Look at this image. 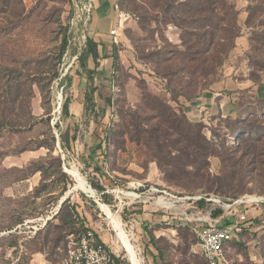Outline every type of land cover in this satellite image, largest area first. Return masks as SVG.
Masks as SVG:
<instances>
[{
    "label": "rangeland",
    "instance_id": "1",
    "mask_svg": "<svg viewBox=\"0 0 264 264\" xmlns=\"http://www.w3.org/2000/svg\"><path fill=\"white\" fill-rule=\"evenodd\" d=\"M93 1L0 0V264H65L69 249L86 230L118 259L110 264H132L115 221L131 238L142 264H207L194 229L230 222L242 230L226 249L229 264H264V87L253 97L242 95L239 112L228 119L211 115L202 121L204 134L213 141L206 151L213 152L208 166L201 162L188 167L191 173L169 172L170 158L188 160L177 148L184 141L177 145L175 136L151 137L147 130L157 124L155 115L163 108L143 94L168 99L155 93L163 80L156 71L163 73L168 63L150 54L172 56L185 50L180 28V42L166 35L175 25L165 21L179 0H124L132 19L147 23L140 33L127 32L137 61L117 62L114 84L98 90L90 80L83 96L73 78L91 73L85 30ZM260 6L264 0L253 8ZM254 23L264 30V12L257 13ZM256 46L250 57L264 62V44ZM229 55L210 76L176 75L173 85L197 94L224 75ZM176 60L179 65L181 58ZM254 72L264 85V71ZM79 97L84 109L71 114L70 104ZM174 108L183 120L180 108ZM94 141L97 145L90 147ZM47 146L61 158V166L46 160L48 188L36 198L43 175L34 170L41 163L30 164L48 154ZM72 169L86 179L87 188L77 183ZM65 184L56 203L48 192L59 195ZM67 198L77 204L79 216L62 230L57 229L59 218L43 229ZM217 209L222 213L215 216ZM7 226L13 229L4 230ZM12 242L19 246H9Z\"/></svg>",
    "mask_w": 264,
    "mask_h": 264
},
{
    "label": "trees",
    "instance_id": "2",
    "mask_svg": "<svg viewBox=\"0 0 264 264\" xmlns=\"http://www.w3.org/2000/svg\"><path fill=\"white\" fill-rule=\"evenodd\" d=\"M233 1L234 0H179L177 2L175 12L172 15L170 14L169 19H167L165 23H172L183 31L181 40L185 50H175L174 55L172 56L162 54V52L150 54L151 57L161 55L162 60L159 62L168 63L163 73H160L158 69L156 73L158 76H162L163 79H166L167 89L171 97L170 99H163L150 92L143 94L145 100L150 99L163 108L159 109L158 114L155 115V117H158L157 124L151 130H147V132L151 135V137L154 136L155 140L159 137V135H163L165 137L175 136L177 145L178 143H182V141H184V145L177 148L185 152L188 157L187 161L170 158V161L167 163V170L169 172L178 173L187 171L188 173H191V171L188 170V167L201 164V162L208 166V157L213 153L210 150L209 152H206L210 149V146H212L213 141L212 139H208L203 132L205 127L204 122H190L181 108L180 112L183 115V120H180L177 111L169 103V101H176L180 95H184L186 97L192 96L187 93V89L185 88L181 87V90L176 89L177 86L173 85L176 75L182 74L183 76H191V78L201 76L207 77L215 72V70L227 58L228 54L235 45L236 37L241 33V27L238 24L239 11ZM125 4L124 0H119V6L122 9L128 10ZM249 10L250 14L248 17V23H254L257 13L264 12V8H261V6L250 8ZM145 23L139 22L142 30L147 29V23ZM261 26H264V23H261ZM250 40L251 49L248 54L250 78L258 83L260 82L258 79L260 76L254 71L257 69L259 71H264V62L253 60L250 57V53L259 49L256 46L258 43L264 44V30L262 29L261 32H253ZM86 43L87 51L92 55L94 63L97 67L99 65V53L97 46L90 39H87ZM62 47L64 50L66 42H64ZM210 51H212V54L210 53V56L207 57L206 55ZM179 57L181 58V63L178 65L176 59ZM115 59L116 63L114 66L117 64V55H115ZM178 80L181 84L182 79ZM9 104H12V102L9 101L8 105ZM237 122L234 123V126H236ZM47 148L49 149V152L46 156H42L38 161H34L30 164L31 166L34 165V163H41L34 170L35 172H41L43 175L41 185L36 188V192L33 195L36 198L42 196V192L48 188V185L45 183V176L49 171V167L46 166V160H56L59 166H61V158L53 155L52 147L47 146ZM191 156L195 157V159L190 160L189 158ZM199 156L202 157L201 161L197 159ZM160 166L163 167L162 164ZM200 170L201 169L198 167L196 169L197 173H200ZM62 175L67 177L66 173L63 171ZM93 186L94 188L102 189L101 186ZM66 190L67 184L63 186L59 195L50 194L52 191L48 192V194L55 199L56 203H58V199L60 198L59 196H62ZM69 203L70 198L65 199V201L61 204L58 213H56L51 220L47 221L43 229L53 225L52 220L56 218H59L61 221V225H57V229L62 230L60 226L64 224L71 226L74 219L79 216V213L77 210V204ZM221 213L222 210L217 209L214 212V215L218 216ZM23 222L24 220L19 221V223ZM12 229L13 226H7L4 228V230ZM69 233L72 234L73 231L71 230ZM148 235L152 242H155L156 238L154 234L148 232ZM46 240L48 241V238ZM9 246L17 247L19 246V243L12 242ZM112 259H116L118 261L115 256H112Z\"/></svg>",
    "mask_w": 264,
    "mask_h": 264
},
{
    "label": "crops",
    "instance_id": "3",
    "mask_svg": "<svg viewBox=\"0 0 264 264\" xmlns=\"http://www.w3.org/2000/svg\"><path fill=\"white\" fill-rule=\"evenodd\" d=\"M259 0H234L239 11L238 24L241 27V33L235 39V45L230 51L228 66H224V75L213 81L207 86L200 87L197 94L191 97L180 95L176 101L170 100L173 107L181 108L191 122L206 121L211 115H234L239 112L242 105V95L245 93L258 95L259 85L250 78V67L248 64V54L251 49V34L259 32L260 26L256 23H248L250 8H253ZM122 9L119 6V0H95L93 8L89 15L87 27L85 30L86 38L96 44L99 53V65L96 67L92 55L89 53L88 70L91 73L82 71L81 74L74 76L73 85L78 89V93L84 96L86 93L87 82L92 80L94 86L102 88V84H114L117 77V71L114 64H122L126 58L137 61L136 49L129 39L127 32H142L139 22L135 19H128L124 25L118 28V37L115 41L111 30L117 28L119 23V12ZM127 11V10H126ZM167 37L174 42H180V29L176 26H169ZM91 69V70H90ZM92 78L88 79V76ZM159 88L155 89L158 94L165 95L170 99V93L167 89V81L163 79ZM264 84V82H263ZM84 103L80 100L73 101L70 104V113L78 115L83 111ZM101 140H98L100 142ZM97 142L90 144L97 145ZM99 146V144H98ZM94 147V146H92ZM96 147V146H95ZM157 260V257H155Z\"/></svg>",
    "mask_w": 264,
    "mask_h": 264
},
{
    "label": "built area",
    "instance_id": "4",
    "mask_svg": "<svg viewBox=\"0 0 264 264\" xmlns=\"http://www.w3.org/2000/svg\"><path fill=\"white\" fill-rule=\"evenodd\" d=\"M94 1L89 6V15ZM134 16L126 10L119 12L118 26L111 30L115 41H117L118 37V28L123 26L126 20L132 19ZM221 117L227 119L229 115ZM240 218L244 220L245 215H242ZM241 227L239 223L230 222L226 224L209 223L208 225L197 226L194 229L197 239L196 246L207 264H229L226 249L230 243L238 239L242 230ZM68 252L65 264H110L112 261V256L106 243L91 230H86V232L80 235L75 243V247L70 248Z\"/></svg>",
    "mask_w": 264,
    "mask_h": 264
},
{
    "label": "bare ground",
    "instance_id": "5",
    "mask_svg": "<svg viewBox=\"0 0 264 264\" xmlns=\"http://www.w3.org/2000/svg\"><path fill=\"white\" fill-rule=\"evenodd\" d=\"M71 174H73V176L76 178L77 183L81 186V187H85L87 188L88 184L86 183V179L84 180L83 177L80 175V173L78 172V170L76 169H72L70 170ZM78 185V186H79ZM91 188V186H90ZM87 191V190H86ZM90 192V191H89ZM254 197H249L248 200L251 201L253 200ZM165 202V201H164ZM166 206H168V204H166ZM107 211V210H106ZM109 212V211H107ZM114 222V221H113ZM123 224V223H122ZM115 228L118 231V235L119 238L121 240V243L123 244V247L125 248V250L127 251L129 258L131 260L132 264H142V260L139 258V253L138 250L136 249V247L133 245L131 238L129 237V235L124 231L123 227L121 226V224L119 222L115 221Z\"/></svg>",
    "mask_w": 264,
    "mask_h": 264
}]
</instances>
